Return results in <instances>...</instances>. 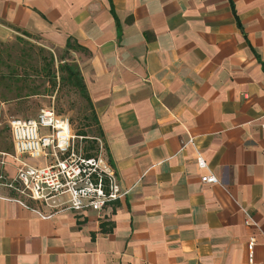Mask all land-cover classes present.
Listing matches in <instances>:
<instances>
[{"label":"crops","instance_id":"obj_1","mask_svg":"<svg viewBox=\"0 0 264 264\" xmlns=\"http://www.w3.org/2000/svg\"><path fill=\"white\" fill-rule=\"evenodd\" d=\"M17 32L78 64L131 190L40 218L0 187V264H264V0H0Z\"/></svg>","mask_w":264,"mask_h":264},{"label":"built area","instance_id":"obj_2","mask_svg":"<svg viewBox=\"0 0 264 264\" xmlns=\"http://www.w3.org/2000/svg\"><path fill=\"white\" fill-rule=\"evenodd\" d=\"M9 131L13 149L0 151V165L15 162V170L10 176L0 171V187L10 190L8 199L40 218L65 210L100 212L131 190L120 185L103 139L73 133L69 118L53 107L41 109L34 117L12 118ZM196 162L200 168L207 166L199 154ZM201 181L219 183L211 172L202 175ZM244 212L245 223L256 225ZM254 245L255 237L249 236L248 264H259L254 259Z\"/></svg>","mask_w":264,"mask_h":264},{"label":"rangeland","instance_id":"obj_3","mask_svg":"<svg viewBox=\"0 0 264 264\" xmlns=\"http://www.w3.org/2000/svg\"><path fill=\"white\" fill-rule=\"evenodd\" d=\"M0 42H2L0 44V71H7L14 67L13 72L18 75V78L9 80L10 82L5 83L4 86L0 84V151L10 152L13 149L9 131V121L12 118L34 117L41 109L48 107H53L57 114L69 118L73 133L83 134L80 131H87V133L96 131L87 102L74 87L60 83L58 77L54 90L48 88L43 91V94L12 99L17 86L32 83L43 85L41 78L35 74V69L43 67V72H45L47 68L45 66L51 57L58 76V63L62 58L58 48L46 44L37 34L26 35L21 32L6 39H0ZM18 79L20 81H17ZM44 85L46 86V83ZM6 87L8 89L10 87L11 90L9 91ZM1 94H5L9 99L4 101ZM14 170L15 162L9 161L7 165H0V171L4 173H13Z\"/></svg>","mask_w":264,"mask_h":264},{"label":"trees","instance_id":"obj_4","mask_svg":"<svg viewBox=\"0 0 264 264\" xmlns=\"http://www.w3.org/2000/svg\"><path fill=\"white\" fill-rule=\"evenodd\" d=\"M1 43L2 42H0V44ZM68 46H70V44ZM12 68L15 69L14 67ZM12 68H10V70H7V71H0V84H3V86L5 85V83L10 82L9 80L18 78V75L14 74L13 72L14 70ZM45 68L47 72L46 71L43 72L44 71L43 67L35 69V74L39 78H41L43 85L32 83L26 86H17L15 87L16 91L12 99L13 98L19 99L22 97L43 94V91H46L48 88H51V90H54L55 85L57 84L56 79L58 77L60 79V83L74 87L78 91V93L84 98V100L87 102L88 108L90 110L91 118H92V123L94 124L96 131L94 133H87V131H80V132H82L85 135L99 136L100 128H99L98 120H97L93 105L91 103L90 97L88 95L87 88L83 81L78 64H76L75 62L67 61L64 58H61L58 63L59 74L57 76L55 69H54L53 58L51 57L49 62L46 64ZM22 73L25 74V72H22ZM17 81H20V79H18ZM45 83H46V86L44 85ZM47 84H49V86ZM8 90L10 91L11 88L9 87ZM1 97L3 98L4 101L9 99L7 98L5 94H1Z\"/></svg>","mask_w":264,"mask_h":264}]
</instances>
